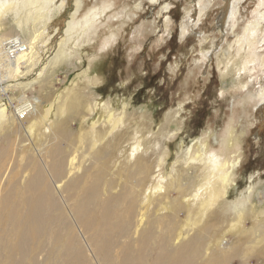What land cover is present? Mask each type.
Returning <instances> with one entry per match:
<instances>
[{
  "label": "rangeland",
  "instance_id": "374dc122",
  "mask_svg": "<svg viewBox=\"0 0 264 264\" xmlns=\"http://www.w3.org/2000/svg\"><path fill=\"white\" fill-rule=\"evenodd\" d=\"M104 1L55 0L51 19H37L23 32L17 22L24 6L18 5V12L11 5L0 17V39L15 35L29 39L38 32L29 77L41 76L31 88L7 90L2 97H37L43 104L40 114L47 104L53 105L56 115L59 111L68 115L72 113L69 105L75 106L77 111L69 116L82 114L84 100L91 101L94 116L85 117L84 123L73 121L77 134L88 133L98 106L110 105L111 113L121 119L116 127L119 133L112 138L107 162L87 159L86 164L92 165L89 181L123 182L134 173L138 160L158 176L152 186L148 183L152 192L164 174L167 201L181 204L186 197L192 213L199 206L191 199L202 190L204 174L201 178L199 174L205 166H188L184 151L193 140L205 138L213 152H220L232 126L236 139L232 156L239 163L223 200L226 204L220 199L207 221L214 220L217 237L226 234L229 251L263 238L246 264H264V201L260 203L264 193V0H113V7L94 17L95 26L89 31L72 28V21L83 22ZM69 95L72 99H66ZM64 100L66 109L61 112ZM111 113L97 129L108 125ZM215 174L218 177L217 170ZM209 179L213 181V175ZM242 195L245 200L240 203H246L247 209L243 225L228 231L238 220L230 205ZM161 196H156L157 201ZM187 213L184 207L176 221H183ZM239 237L244 240L238 244ZM239 253L232 258L235 264L244 257L243 251Z\"/></svg>",
  "mask_w": 264,
  "mask_h": 264
},
{
  "label": "bare ground",
  "instance_id": "6f19581e",
  "mask_svg": "<svg viewBox=\"0 0 264 264\" xmlns=\"http://www.w3.org/2000/svg\"><path fill=\"white\" fill-rule=\"evenodd\" d=\"M54 1L0 0V17L11 5L18 12L19 6H24V15L17 22L23 32L37 19L50 20ZM114 3L105 0L102 7L88 12L83 22L72 21V28L89 31L92 24L95 26L94 17ZM81 5L82 2L78 3L77 8ZM20 37L29 45V50L7 64L5 76L0 80V264H232V258L239 251L244 254L241 264H246L247 256L254 253L256 246H261L263 238L244 246L239 244L244 238L239 237V245L229 251L226 234L217 237V230L213 232L217 228L214 220L207 221L208 212L218 201L227 200L233 172L239 163L236 155L232 156L236 144L232 126L223 143L225 149L220 152H213L205 138L193 140L184 151L190 161L188 166L194 163L205 166L199 174L200 178L204 174L202 190H197L198 195L191 199L199 204L193 213L186 197L181 204L177 200L167 201L164 174L152 192L148 183L152 186L158 176L155 178L153 169L147 166L144 169L138 160H135L134 173L123 182L96 180L91 183L92 165L86 161L90 157V160L107 162L121 119L115 112L111 113L107 107L110 105L103 104L97 107L100 109L97 119L88 133L77 134V130L73 131V121L80 119L84 123L85 117L94 116L91 101L84 100L82 114L69 116L77 111L75 106L69 105L72 113L68 115L59 114L60 111L56 115L52 113L53 105L47 104L40 114L39 105L43 104L37 97L27 98L23 94L15 100L11 96L3 98L1 92L26 90L41 76L39 73L35 78L29 77L39 33H33L29 39ZM59 55L58 52L55 60ZM65 103L66 100L61 112L66 109ZM110 113L108 125L97 129ZM165 155L161 156V162ZM212 175L213 181L207 180ZM217 180L223 183L218 184ZM261 194L260 203L264 201V193ZM157 195L164 196L157 201ZM243 197L230 205L231 213L238 220L231 223L228 231L243 225V215L247 212L246 203H240L245 200ZM184 207L188 213L178 223L176 219Z\"/></svg>",
  "mask_w": 264,
  "mask_h": 264
},
{
  "label": "built area",
  "instance_id": "2783aa9c",
  "mask_svg": "<svg viewBox=\"0 0 264 264\" xmlns=\"http://www.w3.org/2000/svg\"><path fill=\"white\" fill-rule=\"evenodd\" d=\"M29 45L20 36L6 37L0 43V80L6 72V66L13 63L17 56L26 53Z\"/></svg>",
  "mask_w": 264,
  "mask_h": 264
}]
</instances>
